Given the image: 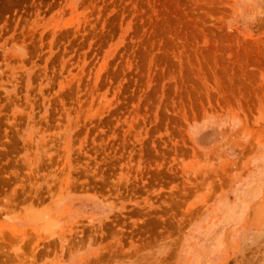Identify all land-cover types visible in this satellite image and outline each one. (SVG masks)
I'll return each instance as SVG.
<instances>
[{"label": "rangeland", "instance_id": "rangeland-1", "mask_svg": "<svg viewBox=\"0 0 264 264\" xmlns=\"http://www.w3.org/2000/svg\"><path fill=\"white\" fill-rule=\"evenodd\" d=\"M0 264H264V0H0Z\"/></svg>", "mask_w": 264, "mask_h": 264}]
</instances>
